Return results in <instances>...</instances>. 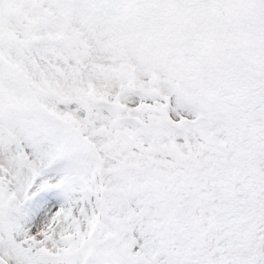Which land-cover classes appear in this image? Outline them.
I'll use <instances>...</instances> for the list:
<instances>
[{
  "label": "snow or ice",
  "instance_id": "snow-or-ice-1",
  "mask_svg": "<svg viewBox=\"0 0 264 264\" xmlns=\"http://www.w3.org/2000/svg\"><path fill=\"white\" fill-rule=\"evenodd\" d=\"M0 264H264V0H0Z\"/></svg>",
  "mask_w": 264,
  "mask_h": 264
}]
</instances>
